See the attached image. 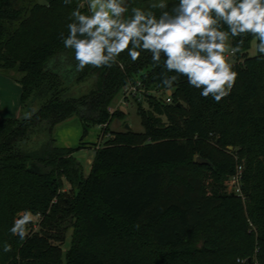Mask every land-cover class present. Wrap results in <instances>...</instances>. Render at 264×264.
<instances>
[{"label":"trees","instance_id":"16d2710c","mask_svg":"<svg viewBox=\"0 0 264 264\" xmlns=\"http://www.w3.org/2000/svg\"><path fill=\"white\" fill-rule=\"evenodd\" d=\"M84 2L0 0V72L20 86L24 114L0 119V264H241L257 250L264 264V59L250 57L253 38L235 55L239 75L219 103L184 76L167 91L162 78L176 73L146 52L76 73L61 34ZM156 2L130 0L129 8ZM177 2L168 0V10ZM138 84L149 92L147 107L135 97L144 132H112L126 115L111 107ZM74 118L84 126L81 143L59 146L57 128ZM92 126L110 138L85 178L76 155ZM239 167L242 196L227 191ZM24 210L38 214L40 230L28 224L21 240L10 229ZM69 231L64 254L60 233Z\"/></svg>","mask_w":264,"mask_h":264},{"label":"clouds","instance_id":"9594fccd","mask_svg":"<svg viewBox=\"0 0 264 264\" xmlns=\"http://www.w3.org/2000/svg\"><path fill=\"white\" fill-rule=\"evenodd\" d=\"M63 2L67 6L72 0ZM129 2L85 0L71 12L68 35L61 34V39L74 52L76 73L89 66L110 68L120 63L123 53L136 62L146 52L156 66L163 56V67L176 73L162 78L167 91L184 76L201 97L219 103L235 86L239 74L232 58L242 51L246 37L253 38L255 53L264 59V0H178L171 10L168 0H158L147 10L130 9ZM153 9L161 10L159 16ZM36 216L22 211L10 232L26 239L27 225ZM3 251L11 252V245L5 243Z\"/></svg>","mask_w":264,"mask_h":264},{"label":"rangeland","instance_id":"374dc122","mask_svg":"<svg viewBox=\"0 0 264 264\" xmlns=\"http://www.w3.org/2000/svg\"><path fill=\"white\" fill-rule=\"evenodd\" d=\"M257 53H255L254 48L252 47L251 51L249 52L250 57H254ZM233 59V63H234V58ZM20 86L13 80L12 77H7L4 76L1 72H0V119L2 118H21L24 116L22 110H21V104H20ZM148 91H146L144 88L140 89V93L138 94V99L140 102L144 103L145 106L147 107V102H146V98L145 95H148L147 93ZM172 92H169L168 94H171ZM154 96H156V93H152ZM136 97V96H135ZM135 97L134 96H130L128 98L123 97V95L119 96L118 99L116 100V102L114 103V105L111 107V112H115V111H123L126 115L125 118L123 119H119V118H115L111 124L110 130L112 132H123L126 129V125L128 124L131 127V130L135 133H143L144 132V128L141 124V120L140 117L138 116V108L135 104ZM136 97V98H137ZM78 119V118H77ZM74 119H72L71 123H68V125H66V129H64V131H66L68 134L70 132L71 133V138L70 140L67 142L68 145H70V147L74 148L79 146V144L81 143V140L83 138V134H84V126L83 123L80 121L78 123V120L74 121ZM80 123H82L81 125H79ZM80 126V127H79ZM83 126V128H82ZM80 128V129H79ZM102 129H104V127L102 128V126H92L91 128L88 129V133L86 135V137L84 138V142L88 143L90 146V152L91 154L94 156L95 153V149L98 145H103L107 139L110 138V136L108 135L107 139H102ZM230 151H234L236 152V150L234 147H229ZM89 157H91L90 155L85 156V159H89ZM236 158H239V155H237ZM78 159L80 161L81 158L80 156H78ZM198 159V158H197ZM83 163V161H82ZM197 163V160H196ZM90 172L88 170V168L86 167V170L84 169V176L85 178H87L90 175ZM242 184V183H241ZM233 187L232 182L229 183L228 185V193H231ZM63 193H67V194H72V191H70V187L67 186L64 190ZM29 227L31 230L33 231H39L40 230V218L36 216L35 222L34 223H30ZM61 236L66 235V242L64 244L58 243L60 246H62V250L64 251V254H66L68 252V250L70 249V243H71V231L69 232H61L60 233ZM258 250L256 251V255ZM255 255V258L258 259V257ZM259 261V260H258Z\"/></svg>","mask_w":264,"mask_h":264},{"label":"built area","instance_id":"2783aa9c","mask_svg":"<svg viewBox=\"0 0 264 264\" xmlns=\"http://www.w3.org/2000/svg\"><path fill=\"white\" fill-rule=\"evenodd\" d=\"M141 88H143L141 84L127 88L123 94V97L128 98L130 96H134V97L138 96ZM160 95H161L160 93H157L156 97H159ZM165 100L168 104H171L172 103L171 94H168ZM241 180H242V167H239L237 175L233 177L231 181L233 184L232 189L235 188L234 190H232L231 193L239 194L240 196H242ZM239 262L241 264H260L257 258L249 259V260H239Z\"/></svg>","mask_w":264,"mask_h":264},{"label":"crops","instance_id":"0c3cea01","mask_svg":"<svg viewBox=\"0 0 264 264\" xmlns=\"http://www.w3.org/2000/svg\"><path fill=\"white\" fill-rule=\"evenodd\" d=\"M76 120H78V123L80 122L79 121V119H77V118H75V120H73V122L74 121H76ZM72 121L70 120V121H68V122H66V123H63L62 125H60L58 128H57V130H56V132H55V136H56V139H57V144L59 145V146H63V147H70V145H68V141L70 140V138H71V133L72 132H70L69 134L66 132V131H64V129H66L67 127H66V125H68V123H71ZM82 123H80L79 125H81ZM80 127V126H79ZM82 128H83V126H82ZM80 129V128H79ZM88 144V143H87ZM97 148V147H96ZM91 148H90V146L88 145V147L86 148V149H84L82 152H80V153H78L77 155H76V157L78 158V156H80V158H81V160L83 161V163H84V168H85V170H86V167L88 168V170L89 171H91V169H92V166H93V161H94V156L91 154V152L89 151ZM87 155H90L91 157H89V159H85V156H87Z\"/></svg>","mask_w":264,"mask_h":264},{"label":"water","instance_id":"95a60500","mask_svg":"<svg viewBox=\"0 0 264 264\" xmlns=\"http://www.w3.org/2000/svg\"><path fill=\"white\" fill-rule=\"evenodd\" d=\"M125 129L128 130V131H130L131 130V127L127 124ZM197 163L200 164V165L210 164L209 161L203 160L201 158H198L197 159Z\"/></svg>","mask_w":264,"mask_h":264}]
</instances>
